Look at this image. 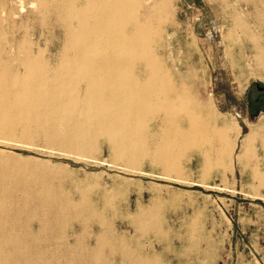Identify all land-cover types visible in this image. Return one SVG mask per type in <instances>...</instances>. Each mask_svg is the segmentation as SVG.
I'll list each match as a JSON object with an SVG mask.
<instances>
[{
  "label": "bare ground",
  "instance_id": "1",
  "mask_svg": "<svg viewBox=\"0 0 264 264\" xmlns=\"http://www.w3.org/2000/svg\"><path fill=\"white\" fill-rule=\"evenodd\" d=\"M26 6L29 11L20 15ZM34 6L43 19L39 27L61 35L56 56H45L43 34L35 38L33 23L19 33L24 20L33 21ZM3 7L0 35L8 39L3 47L0 37V140L41 138L85 155L95 153L103 140L123 170L133 172L148 158L165 177L181 174L193 155L204 170L231 167L240 126L219 121L158 54L171 11L168 0L151 6L148 0H6ZM250 13L232 11L230 33L239 30L252 42L264 68V46L247 21ZM226 55L232 58L230 50ZM258 139L264 144V117L244 135V151ZM25 159L0 152V264H109L102 255L115 244L110 224L99 226L93 244L82 238L86 224L103 222L106 213L101 215L85 194L72 200L46 187L38 191L12 183L36 171L19 165ZM118 192L105 189L102 200L114 201ZM155 206L138 214L143 230L156 227L150 223L158 219ZM124 255L130 264H160L132 251Z\"/></svg>",
  "mask_w": 264,
  "mask_h": 264
},
{
  "label": "rangeland",
  "instance_id": "2",
  "mask_svg": "<svg viewBox=\"0 0 264 264\" xmlns=\"http://www.w3.org/2000/svg\"><path fill=\"white\" fill-rule=\"evenodd\" d=\"M4 2L0 0L1 18ZM154 2L148 0L150 6ZM168 5L171 11L158 54L171 71L176 70L177 78L184 77L219 121L240 126L231 167L204 170L201 159L193 155L181 174L171 172L165 177L162 170L150 166L148 158L130 172L123 170V164L114 163L103 140L95 153L85 155L41 138L27 141L14 137L0 140V152L27 158L19 165L36 169L27 177L13 178L12 183L24 182L38 191L46 187L55 194L66 193L72 200L85 194L101 215L106 213L103 222L90 220L86 224L82 238L93 244L99 226L110 224L114 233L109 237L115 244L102 255L109 264H130L126 251L152 257L160 264H264V182L259 178L264 176V144L258 139L247 152L242 147L244 135L264 117L251 120L245 99L253 85H264V68L252 42L239 30L230 33L229 21L234 10L251 12L253 17L247 16V21L252 20L255 38L264 46V0H168ZM34 8L33 21L24 20L19 33L30 30L33 23L35 38L43 34L40 48L45 56H56L61 35L57 29H41L42 15ZM27 11L28 6L20 15ZM2 29L5 31L4 26ZM0 37L4 47L8 38ZM229 50L232 58L226 55ZM105 189L120 194L107 202L102 200ZM154 205L159 220H147L156 227L143 230L137 216ZM73 225L79 228L81 223ZM66 233L72 236L70 228Z\"/></svg>",
  "mask_w": 264,
  "mask_h": 264
},
{
  "label": "flooded vegetation",
  "instance_id": "3",
  "mask_svg": "<svg viewBox=\"0 0 264 264\" xmlns=\"http://www.w3.org/2000/svg\"><path fill=\"white\" fill-rule=\"evenodd\" d=\"M248 117L257 119L264 114V85H253L246 95Z\"/></svg>",
  "mask_w": 264,
  "mask_h": 264
},
{
  "label": "water",
  "instance_id": "4",
  "mask_svg": "<svg viewBox=\"0 0 264 264\" xmlns=\"http://www.w3.org/2000/svg\"><path fill=\"white\" fill-rule=\"evenodd\" d=\"M252 120H254V118L252 117Z\"/></svg>",
  "mask_w": 264,
  "mask_h": 264
}]
</instances>
